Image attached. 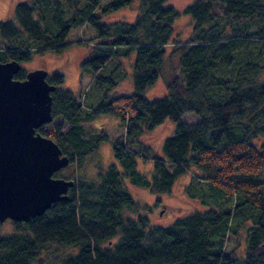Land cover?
<instances>
[{"label": "trees", "instance_id": "trees-1", "mask_svg": "<svg viewBox=\"0 0 264 264\" xmlns=\"http://www.w3.org/2000/svg\"><path fill=\"white\" fill-rule=\"evenodd\" d=\"M134 3L138 13L131 23H104L107 15ZM165 4L33 0L17 3L12 18L0 20V62L20 64L33 53L58 52L69 31L83 26L98 39H109L96 47L98 56L80 65L83 72L91 70L93 83L108 82L99 70L118 50L133 55L131 93L111 97L95 111L83 113L70 91L51 94L52 117L64 122L55 125V132L36 130L56 136L69 163L80 166L106 140L102 132L85 131L84 123L97 113L116 117L125 134L112 142L115 162L96 181L72 179L66 201L28 222L10 220L12 229L0 233V264H264V0H194L181 12ZM180 13L191 18L184 39L175 38ZM168 53L177 54V71L164 95L147 98ZM24 77L20 70L13 78ZM47 81L56 87L63 78L54 74ZM185 114L198 121L186 126L181 122ZM167 119L175 128L159 156H145L153 165L147 178L137 172L131 146L139 133ZM192 167L198 169L193 174L204 177L206 193L200 191L199 201L210 205L208 210L188 213L167 227L123 215L139 207L122 182L167 193ZM231 239L234 244L226 251ZM53 244L74 252L43 262L42 254Z\"/></svg>", "mask_w": 264, "mask_h": 264}, {"label": "rangeland", "instance_id": "rangeland-1", "mask_svg": "<svg viewBox=\"0 0 264 264\" xmlns=\"http://www.w3.org/2000/svg\"><path fill=\"white\" fill-rule=\"evenodd\" d=\"M32 1L0 0V20L12 18L13 8L17 3ZM108 1L102 0V3ZM192 1L194 0H166L165 5L181 12ZM137 13L138 4L134 3L130 7L107 15L103 20L104 23L109 24L119 21L131 23ZM174 28L178 33V37L175 38H186L191 31L190 16L180 13V16L175 20ZM107 42H109V39H98L94 30L88 26L71 29L65 39L66 46L62 50L58 52L44 51L40 54L33 53L28 61L20 63V70H23L26 74L31 70L43 69L47 72L46 81L54 74L62 75L63 82L58 84L55 90L70 91L77 103L81 105L83 113L89 109L95 111L98 105L102 102H107L111 97L131 93L132 53L125 55L123 50H118L116 55L99 70L100 76L104 77L105 81H108L98 82L102 84V87L97 82L93 83L94 79L92 78L91 70L83 72L80 68L81 63L85 59L100 54L96 47H101ZM165 48L167 51L170 50V46ZM177 68V54L168 53L161 66L159 78L154 86L146 90L145 96L154 98L164 95L166 93V82L176 73ZM261 81L264 82V71L261 74ZM197 121L198 118L192 114H185L181 118V122L186 126H192ZM63 122L61 118L56 117L55 119L52 118L50 123L43 124L39 128L43 127L47 132H55V125ZM175 125V122L167 119L157 127L149 131L143 130L136 136L135 144L131 146V149L136 154V170L141 175L150 178L153 165L151 158H146L145 156L150 155L152 157V155L159 156L161 154L162 143L165 138L172 135ZM84 128L90 134H101L102 132L106 140L99 143L95 151L86 156L80 166H77L76 162H68L65 168L59 170L56 178L81 179L87 182L96 181L98 174L104 172L110 164L115 162L111 144L115 139L123 138L125 128L122 127V123L107 112H99L91 120L84 123ZM45 138L53 142L57 141L56 136H45ZM195 171L197 172L198 169L194 167L186 169L183 174L175 179L167 193H154L147 188L136 187L125 180L122 182V187L138 204L139 208L134 213L124 210L123 215L126 217H135L136 215L146 217L150 226L167 227L175 219L188 213L208 210L210 205L202 206L199 201L200 191L204 194L206 193L203 191L207 188L204 180H202L204 177H199V174L196 176L193 174ZM231 203L233 201H230ZM11 229L12 224L9 219L3 221L0 225V233L8 232ZM239 236L241 238L244 237L243 233ZM233 244V239L228 240L225 246L226 251L231 249ZM73 252L74 248L59 247V245L53 244L48 247L46 253H43L41 257L43 262H56L54 259L56 255L59 254L62 259L68 255L67 253L71 254Z\"/></svg>", "mask_w": 264, "mask_h": 264}, {"label": "water", "instance_id": "water-1", "mask_svg": "<svg viewBox=\"0 0 264 264\" xmlns=\"http://www.w3.org/2000/svg\"><path fill=\"white\" fill-rule=\"evenodd\" d=\"M19 62H0V223L28 222L68 199L73 181L53 174L68 165L58 145L36 129L52 121L51 93L43 69L13 76Z\"/></svg>", "mask_w": 264, "mask_h": 264}]
</instances>
